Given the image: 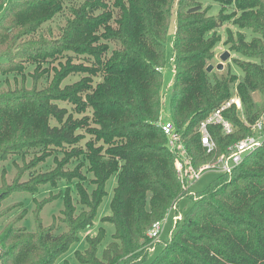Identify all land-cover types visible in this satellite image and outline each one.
<instances>
[{
  "label": "trees",
  "instance_id": "obj_1",
  "mask_svg": "<svg viewBox=\"0 0 264 264\" xmlns=\"http://www.w3.org/2000/svg\"><path fill=\"white\" fill-rule=\"evenodd\" d=\"M203 1L14 0L4 6L5 0H0V64L7 66L0 67V76L24 78L25 67L15 64L16 59L35 67L30 88L22 84L0 89V162L10 155L40 151L26 165L30 172L51 150H63L57 170L37 177L29 173L30 182L17 179L9 189L33 191L29 183L39 181H84L82 163L64 170L79 157L87 161L95 187L89 195L80 183L76 185L81 204L90 209L76 219L70 196L64 194L65 233L56 235L54 227L44 230L38 224L37 236L30 234L13 244L21 234L7 227L0 245L10 246L0 254V262L54 264L78 241V232L90 226L104 186L115 175L111 215L105 218L114 225L113 241L98 258L102 232L88 239L84 254L75 252L79 263L145 264L153 247L146 246V230L169 210L178 216L181 202L188 199L186 215H180L148 264H264V142L231 173L219 174L203 191L191 195L177 178V154L169 150L158 127L164 107L162 69L173 17L168 120L193 165L227 153L228 147L252 134L249 126L264 112V0H211L220 6L215 17L206 15ZM65 4L69 17L64 26L58 36L46 38L38 32L40 26ZM228 21L252 34L249 40L243 32L235 39L231 32L227 37L230 50L246 59L236 64L243 73L235 87L242 112L232 106L224 113L234 127L229 136L217 126L208 128L217 149L207 155L197 125L233 96L236 80L229 71H206L219 39L215 32ZM33 36L34 40H20ZM75 75H81L79 80L64 85ZM97 76L101 81L93 85ZM255 94L259 100H254ZM57 102L70 104L83 116L74 118ZM51 119L57 125H51ZM81 131L90 136L84 148L79 146L86 137Z\"/></svg>",
  "mask_w": 264,
  "mask_h": 264
},
{
  "label": "rangeland",
  "instance_id": "obj_2",
  "mask_svg": "<svg viewBox=\"0 0 264 264\" xmlns=\"http://www.w3.org/2000/svg\"><path fill=\"white\" fill-rule=\"evenodd\" d=\"M14 0H5L4 6H6L9 2ZM203 8H206V15L208 17H215L219 14L220 6L218 3L211 1V0H205L203 1ZM69 5L65 4L63 10L58 13L54 18L51 20L43 23L39 31L41 34H43L46 38L52 36H58L60 29L64 26L66 19L69 17ZM231 11L229 8L226 13L228 14ZM2 12H0L1 16ZM238 15H236L237 17ZM174 22L175 17L171 19L169 34L167 36V42H166V58H165V64L162 69V75H163V90L161 93L163 94L162 101L164 103V107L162 109L161 118L160 121H166L169 119L168 117V101L169 96L171 93V87L173 82V59H172V37L174 33ZM229 32L232 33L234 39L236 37V34L238 32H243L247 35L248 40L252 36L251 31L246 29H239L236 27L231 21L226 22L221 28H219L215 35L218 36V42L216 43L213 54L214 58L211 61L210 65H212L214 68L216 65L222 63L224 72H230L232 76H235L236 80L235 83L231 86V94L233 96H236V90L235 87L237 86V83L241 81L243 73L238 68L237 60L238 61H245L246 59L240 55L239 53H236L234 51L230 50V43L227 42V37ZM37 35V34H36ZM34 35L36 38L37 36ZM24 37L20 39L23 42H26L28 40H34L35 37ZM48 36V37H47ZM51 38V37H50ZM49 38V39H50ZM20 41V42H21ZM20 44V43H19ZM115 46L111 44V49H114ZM224 53H228L229 57L225 61H221L220 56ZM79 60L75 59V62H78ZM0 63H3V61H0ZM17 65H23L25 67L24 72V78L21 76H14V75H8L6 78H3L0 76V89L2 88H11L14 87H20L22 84L27 86V88H30L31 86V78L32 74L35 71V67L33 65L25 63L23 59H16L14 61ZM46 67L47 65H43ZM55 66L58 68L57 64L55 63ZM1 68H6L7 66L1 65ZM222 71H218L221 73ZM81 75L77 76H70L64 81V85L71 84L77 80ZM101 81L100 77L94 78V84L96 85ZM46 82L42 80V83L40 86H44ZM232 96V97H233ZM254 100H259V96L255 94ZM57 105L60 107L66 108L67 112L69 114H72L74 118H81L83 115L76 114L73 110V106L66 102H57ZM264 112L259 116L262 117ZM85 115L90 116V113H86ZM51 125H57V122L53 119L50 120ZM86 137L85 140L82 141L79 146L84 148V143L90 139V136L85 134L84 131H81ZM64 149L68 150L69 147L66 146ZM40 155V151H32L25 155L24 157L19 155H10L5 161L0 162V196H2V199H0V238L3 235L4 230L7 229V227L15 233V234H21V237H18V239H14L13 244L15 242H19L23 238L27 237L30 234H34L35 236L38 235V224L41 225L42 229L47 230L51 227H54L52 230L53 234H61L65 233L67 231V225L65 223L66 217L63 215L64 211V204H63V197L66 192H68L71 204L74 209L73 218L76 219L80 215L90 212V209L84 205L81 204L80 196L76 190V185L80 183L82 187L87 191V193L90 195L91 192L95 189L92 180L94 179V176L92 173L88 171V163L84 159V157H79L77 159H74L70 165L67 166L65 171H69L73 169L78 163H82L83 167L81 169V174L84 177V181H78L76 179L72 180H65L61 179L58 180L55 184L50 182H44L41 183L39 181L37 184L29 183L30 186H33V191H11L9 188L13 186L15 181L19 179V183L21 182H30L29 178L30 175H33L32 177L41 176L44 174H51L52 171L57 170V163L60 161V159L63 157V150L62 149H54L50 151V156L45 158L44 160L38 162L35 168L33 170L26 171V165L34 158L38 157ZM56 159V161H55ZM22 174V176L20 175ZM20 177L18 178V176ZM218 173L214 171H207L201 175V177L196 180L194 183L191 184L188 193L189 194H195L198 192L203 191L214 179L218 177ZM116 186V176L112 175L108 181L106 182L104 186V196L101 199L100 204L95 209L94 217L90 223V226L85 228L84 230L79 231L78 233V241L75 242L70 246V248L61 256H59L54 264H81L77 261L75 258V252H79L82 255L85 252V249L87 248V240L88 239H94L98 238L100 236V232H102L103 237L98 245V251H97V257L101 258V253L104 250L108 249V245L112 243L113 241V234L115 232L114 225L108 221H105V218L109 217L111 215L110 211V202L113 195V190ZM4 195V197H3ZM190 201L188 199H185L181 202L179 206V212L178 216L181 219V216L184 217L190 207ZM174 212H167V223L164 226V229L160 235V237L157 240H150L147 237V230L145 232V239L148 241L146 246L153 245L151 249L147 251V261L145 264H148L159 252L158 244L165 240V238L169 235V233L172 231L176 224L179 222V220L174 224ZM172 229V230H171ZM32 236V235H31ZM16 243V244H17ZM10 244V243H9ZM12 244V245H13ZM157 245V246H156ZM10 246V245H7ZM2 247L0 245V254H4L6 252V247ZM156 246V247H155ZM13 252L15 250L13 249ZM0 264H6L4 260H1ZM120 264H134V261H131L130 263H120Z\"/></svg>",
  "mask_w": 264,
  "mask_h": 264
},
{
  "label": "built area",
  "instance_id": "obj_3",
  "mask_svg": "<svg viewBox=\"0 0 264 264\" xmlns=\"http://www.w3.org/2000/svg\"><path fill=\"white\" fill-rule=\"evenodd\" d=\"M235 106L238 113L242 112L241 103L237 96L231 97L220 107L212 111L204 120H202L196 128V134L199 136L200 145L207 155L215 154L216 144L211 138L208 128L217 126L225 136H229L234 132V127L230 121L224 116V113ZM158 127L166 137L167 147L170 151L175 152L177 157L174 162V168L183 188H190L191 184L198 180L201 175L207 171H214L219 174H229L240 165L244 157L259 148L264 142V114L253 125L249 126L252 134L246 136L227 149V153L215 157L212 161L195 167L192 163L187 150L185 149L181 139L176 133L173 124L169 121H160ZM173 210H169L172 212ZM174 212V211H173ZM167 216V215H166ZM157 221L151 225L147 231V237L150 240H157L165 224L167 217ZM180 219L174 216V224Z\"/></svg>",
  "mask_w": 264,
  "mask_h": 264
},
{
  "label": "water",
  "instance_id": "obj_4",
  "mask_svg": "<svg viewBox=\"0 0 264 264\" xmlns=\"http://www.w3.org/2000/svg\"><path fill=\"white\" fill-rule=\"evenodd\" d=\"M228 57H229L228 53H224V54H222V55L220 56V59H221V61H225V60H227ZM213 69H214V67H213L212 65H209V66L206 68V71H207V72H211ZM215 69H216L217 71H222V70H223V65H222V63L216 65Z\"/></svg>",
  "mask_w": 264,
  "mask_h": 264
}]
</instances>
